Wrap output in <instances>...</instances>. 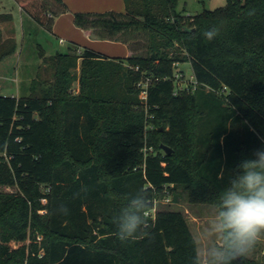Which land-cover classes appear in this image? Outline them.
I'll return each instance as SVG.
<instances>
[{
	"label": "trees",
	"instance_id": "1",
	"mask_svg": "<svg viewBox=\"0 0 264 264\" xmlns=\"http://www.w3.org/2000/svg\"><path fill=\"white\" fill-rule=\"evenodd\" d=\"M15 1L47 29L67 10L63 0ZM124 3L77 11L74 22L127 43L130 56L71 48L44 58L53 72L33 80L34 94L0 93V186L17 190L0 191V264H190L196 239L182 211L156 209L150 236L134 243L116 238L113 216L141 187L147 211L178 187L217 205L241 161L264 148V0H228L192 17L178 0ZM14 49L0 26V61ZM185 61L193 81L180 88L175 66ZM233 264L261 263L246 255Z\"/></svg>",
	"mask_w": 264,
	"mask_h": 264
},
{
	"label": "clouds",
	"instance_id": "2",
	"mask_svg": "<svg viewBox=\"0 0 264 264\" xmlns=\"http://www.w3.org/2000/svg\"><path fill=\"white\" fill-rule=\"evenodd\" d=\"M203 35L211 40L218 30L211 28ZM253 156L241 161L219 194L213 218L200 239L193 242L190 264H233L248 255L264 236V148L256 150ZM219 178H223V172ZM151 205L150 190L141 187L129 194L125 205L112 218L116 238L134 243L149 237L147 210ZM56 211L68 215L70 210L61 204Z\"/></svg>",
	"mask_w": 264,
	"mask_h": 264
},
{
	"label": "rangeland",
	"instance_id": "3",
	"mask_svg": "<svg viewBox=\"0 0 264 264\" xmlns=\"http://www.w3.org/2000/svg\"><path fill=\"white\" fill-rule=\"evenodd\" d=\"M135 5L141 6L142 0H131ZM87 2V0H85ZM122 3L123 0H121ZM228 0H178V10L186 16H194L205 10H213L226 5ZM67 5V4H66ZM102 6L105 4H101ZM125 9V4L123 5ZM77 7V6H76ZM105 9V8H104ZM114 9V8H113ZM90 10V9H89ZM97 10H102L98 8ZM0 12H9L13 15L16 26L15 29V49L0 61V93L3 95L27 97L34 92L32 91V83L34 79L43 80L50 77L53 70L49 65H43L44 58L51 57L56 53H65L68 46V38L65 33L69 26L74 27L73 8L67 5L65 11L66 17H62L58 27L63 30L60 32L45 29L30 19L28 24L25 18L22 25L18 5L15 0H0ZM63 16V15H62ZM190 17V18H191ZM70 18V19H69ZM70 20V24L67 22ZM71 28V27H70ZM64 31V32H63ZM63 37V40H60ZM138 37L145 39V34H139ZM177 47V46H176ZM83 49V48H82ZM112 53H118V57H122L119 52L110 50ZM140 52H144L141 50ZM108 53V52H107ZM173 53V51H171ZM180 53L183 54L182 51ZM114 55V54H112ZM126 57V56H123ZM79 68L74 71L78 72ZM175 72L178 73L176 84L182 88L193 81V71L190 62H178L175 66ZM73 94H77L79 90L78 82L73 84ZM147 113V110L145 111ZM151 115L149 116V119ZM151 125V124H150ZM148 124L147 126L150 127ZM1 192L13 193L16 188L13 186H0ZM42 202H45L44 200ZM155 210H180L188 221L189 227L196 239H200L202 231L207 227L215 214L216 205L206 202H194L190 200L188 192L183 187H178L175 192L166 194L154 201ZM155 211H151L149 215H153ZM41 214L44 210L40 211ZM42 235H39L40 239ZM22 242H14L17 246ZM254 258L259 263L264 264V236L256 243L252 251L247 255Z\"/></svg>",
	"mask_w": 264,
	"mask_h": 264
},
{
	"label": "crops",
	"instance_id": "4",
	"mask_svg": "<svg viewBox=\"0 0 264 264\" xmlns=\"http://www.w3.org/2000/svg\"><path fill=\"white\" fill-rule=\"evenodd\" d=\"M67 5H69L71 8H73V13L77 11H82V12H102V11H107V10H116V11H124V4L122 3L121 0H63ZM124 2V0H123ZM105 5H101V4ZM18 5V4H17ZM77 6V7H76ZM98 8L102 10H97ZM105 8V9H104ZM114 8V9H113ZM90 9V10H89ZM18 11L20 14L21 22L22 25L24 24V19L26 18L28 21V24L30 23V19H32L23 9L18 5ZM8 14L10 19L8 21H4L0 24L1 30H3V37L8 38V37H13L15 38V33L16 30V21L13 17V15L9 12H0V14ZM63 15V16H62ZM66 12H63L59 15H57L53 23L51 25L50 29H45L49 30L50 32L53 33V31L60 32L63 30L62 28H59L58 25L62 21V17H66ZM70 19V18H69ZM33 20V19H32ZM70 24V20L67 21ZM73 22H74V15H73ZM74 27L69 26L65 33V37L68 38V46L67 50L73 48L76 49L77 51H81L82 48L88 47L91 48L95 51L101 52L104 55H107L109 57H118V53H112L110 50H115L123 56H130L132 54L131 49L127 45V43L123 41H116V40H111V39H106V38H101L96 36L93 33L92 29L88 28H83L79 27L75 24L74 22ZM41 26V25H40ZM71 27V28H70ZM64 32V31H63ZM61 35V34H60ZM63 37H60V40H63ZM108 52V53H107ZM114 54V55H112ZM43 64V63H42Z\"/></svg>",
	"mask_w": 264,
	"mask_h": 264
},
{
	"label": "built area",
	"instance_id": "5",
	"mask_svg": "<svg viewBox=\"0 0 264 264\" xmlns=\"http://www.w3.org/2000/svg\"><path fill=\"white\" fill-rule=\"evenodd\" d=\"M138 69V67L136 68ZM178 79V73L176 74V81ZM175 81V82H176ZM149 82H150V78L145 76V77H142L141 80L138 82V85L140 87V93H139V96L141 99L143 100H146L147 98V94H148V85H149ZM192 82V81H191ZM194 84H195V81H194ZM187 86V85H186ZM155 211V208L147 211V215L150 214L151 211Z\"/></svg>",
	"mask_w": 264,
	"mask_h": 264
},
{
	"label": "water",
	"instance_id": "6",
	"mask_svg": "<svg viewBox=\"0 0 264 264\" xmlns=\"http://www.w3.org/2000/svg\"><path fill=\"white\" fill-rule=\"evenodd\" d=\"M161 148H162L167 154L171 153V151H172L170 147H168V146H166V145H164V144H161Z\"/></svg>",
	"mask_w": 264,
	"mask_h": 264
}]
</instances>
